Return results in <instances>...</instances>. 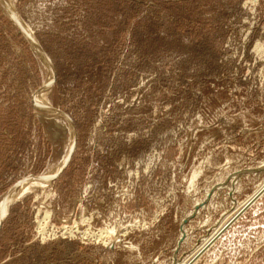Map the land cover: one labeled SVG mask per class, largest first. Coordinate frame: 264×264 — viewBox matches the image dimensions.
<instances>
[{
	"label": "rangeland",
	"instance_id": "1",
	"mask_svg": "<svg viewBox=\"0 0 264 264\" xmlns=\"http://www.w3.org/2000/svg\"><path fill=\"white\" fill-rule=\"evenodd\" d=\"M29 183L0 264H264V0H0V211Z\"/></svg>",
	"mask_w": 264,
	"mask_h": 264
},
{
	"label": "bare ground",
	"instance_id": "2",
	"mask_svg": "<svg viewBox=\"0 0 264 264\" xmlns=\"http://www.w3.org/2000/svg\"><path fill=\"white\" fill-rule=\"evenodd\" d=\"M5 3H7V2H5ZM9 7H10V5H9ZM11 9V8H10ZM13 11V10H12ZM14 13V12H13ZM13 18H15V20L16 21H18L19 23H22L21 22V20L19 19V17L16 15V13H14L13 14ZM24 24V23H23ZM25 25V24H24ZM28 29V28H27ZM24 30V29H23ZM25 32V31H24ZM27 33V35L29 36L30 35V33L27 31L26 32ZM41 52V51H40ZM41 55H42V57L46 60V62H45V64L47 65V66H49V71H50V63H49V61H48V59H47V57L41 52ZM42 58V59H43ZM44 60V61H45ZM52 67V66H51ZM52 72V71H51ZM50 73V72H49ZM52 75V74H51ZM51 76H49V78H50ZM52 78H54V77H52ZM49 80V79H48ZM47 80V81H48ZM48 85V84H47ZM47 91V90H46ZM42 92V94H41V96H40V98H39V100H38V103H39V105H41V106H45L46 107V110H55V111H57L55 108H52L51 107V104L49 103V101H48V99H47V97H46V94H47V92ZM54 112V111H53ZM71 143H74L73 142V140H74V130H73V128H72V125H71ZM74 150V149H73ZM70 152H72V151H70ZM70 152H67L66 153V155L64 156V158H63V160H62V163L60 164V166L58 167V170L59 169H61L62 167H63V165H64V163L67 161V158L69 157V154H70ZM72 154V153H71ZM52 172H57L56 171V169H55V171H51V173ZM50 172H49V174H51ZM55 174H57V173H55ZM48 175V174H47ZM52 175H54V173L52 174ZM46 177V176H45ZM48 178V177H47ZM45 179V178H44ZM50 179V178H49ZM48 179V180H49ZM39 180H41V179H39ZM46 180V179H45ZM37 181V180H36ZM50 181V180H49ZM40 182V181H39ZM43 183V182H42ZM45 184V183H44ZM33 185H35V184H33ZM32 184H20V185H18L17 186V188H15L14 190L12 189V190H10V191H12L11 193H10V191H8L9 193H10V195H8V197H6L5 198V204H4V207L2 208V210L0 211V217H3L5 214H6V212H7V209L9 208V206L11 205V203L13 204V202L15 201V200H17L18 199V197H20L21 195H23V194H25V193H27V192H29L30 190H31V187L33 186ZM262 189V188H261ZM263 192V191H262ZM262 193H255L254 195H252V196H250L243 204H242V206H241V210H240V212H242L244 209H246L252 202H254L256 199H257V197H259L260 195H261ZM10 210V209H9ZM9 210H8V213H9ZM238 212V211H237ZM228 213H230V212H228ZM234 214V213H233ZM8 215V214H7ZM229 215V214H228ZM7 217V216H6ZM225 217H227V216H225ZM6 219V218H5ZM4 221V220H3ZM2 221V222H3ZM2 222L0 223V226L2 225ZM222 222H223V220H222ZM228 222V221H227ZM227 222H225V223H227ZM221 226V225H220ZM219 226V227H220ZM223 226H225V224L223 225ZM222 226V227H223ZM221 227V228H222ZM217 230V229H216ZM215 230V231H216ZM117 235H119V234H117ZM116 236V235H115ZM117 237H119V236H117ZM121 237V236H120ZM116 238V237H115ZM118 239V238H117ZM116 239V240H117ZM211 241V240H210ZM200 249V248H199ZM201 249H203V248H201ZM202 251V250H201ZM199 253V252H198ZM195 256H197V255H195ZM196 260V259H195ZM187 264V263H186Z\"/></svg>",
	"mask_w": 264,
	"mask_h": 264
}]
</instances>
